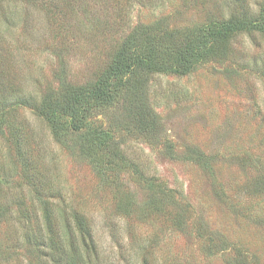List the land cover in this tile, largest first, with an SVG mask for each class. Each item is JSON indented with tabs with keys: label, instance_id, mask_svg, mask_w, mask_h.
I'll use <instances>...</instances> for the list:
<instances>
[{
	"label": "rangeland",
	"instance_id": "rangeland-1",
	"mask_svg": "<svg viewBox=\"0 0 264 264\" xmlns=\"http://www.w3.org/2000/svg\"><path fill=\"white\" fill-rule=\"evenodd\" d=\"M43 1V11L26 0H12L0 8V49L10 51L15 80L29 95L42 94L46 86L56 85L60 63L69 82H93L124 28L115 33L114 21L109 29L102 28L99 20L107 22L108 16L102 0H72L62 12L59 0ZM169 1L164 15H172L171 27L179 30L217 11L215 0ZM250 1L256 10L261 0ZM223 2L219 0L225 8ZM48 12H56L53 28ZM156 14L136 5L128 10L129 26L149 22ZM232 47L234 55L226 61L200 65L187 76L146 77L141 100L144 113L153 114L155 127L137 135L125 130L120 138L127 157L144 171L143 179L135 168L131 180L124 176L139 205L136 217L118 216L101 174L88 160L56 144L31 112H23L46 154L43 173L57 178L67 202L80 204L92 219L103 264H142L149 244L155 264H241L244 255L264 264V189L259 187L264 186V37L241 34ZM113 113L121 116L120 110ZM110 117L99 114L97 119L103 128L112 129ZM125 119L133 123L127 129H136V122ZM17 178V147L0 135V264H28L21 244L25 239L19 237L23 231L17 232ZM144 180L182 192L191 207L190 229L176 230L164 217L140 207L149 204L155 192ZM168 203L167 208L175 206L172 198ZM205 235L207 239H201Z\"/></svg>",
	"mask_w": 264,
	"mask_h": 264
},
{
	"label": "trees",
	"instance_id": "trees-1",
	"mask_svg": "<svg viewBox=\"0 0 264 264\" xmlns=\"http://www.w3.org/2000/svg\"><path fill=\"white\" fill-rule=\"evenodd\" d=\"M9 1L12 0H0V8ZM28 1L39 4L42 11L46 9L43 0ZM71 1L59 0V6L63 5L60 12L66 5L71 6ZM166 1L169 0H102L108 9L106 17L109 24L103 19L99 24H103V29H109L107 25L114 21V24L118 23L116 28L112 27L115 33H120L123 28L124 33L120 35V42L115 41L109 47L101 71L90 83L76 85L69 82L65 67L59 63L54 75L56 85L46 86L42 94L29 95L19 80H15L11 70L13 66L9 63L10 51L6 47L0 49V135L17 147V188L20 190L17 196V232L23 231L19 237L25 239L21 244L26 263L103 264L92 219L80 204L76 206L67 202L57 178L54 180L47 175L48 172L43 173L42 161L46 160V154L42 153L41 142L24 111L31 112L40 120L54 142L66 147L65 151L74 152L84 162L88 160L96 174H101L103 189L114 201L116 214L131 218L139 211V205L134 203L124 176L130 180L133 178L131 168L136 169V163L125 154L120 138L125 130H128L126 134L137 135V131L146 134L148 127H155L153 114L144 113L145 104L141 100L147 88L146 77L187 76L200 65L224 62L233 56V40L237 36L259 34L264 37V0L257 3L256 10H252L250 0H225V8L221 7L219 0H211L217 11L208 13L198 25L181 30L171 27L172 15H164L171 4ZM136 5L152 9L157 14L149 22L129 26L128 10ZM0 14L3 19L1 10ZM47 15L49 24L54 26L57 23L56 12H48ZM65 32L71 30L66 29ZM3 34L0 30V42ZM50 46L54 47L52 43ZM116 110H120L121 116L113 113ZM99 114L111 116L110 122L115 127L103 128L97 119ZM128 116L136 122V129H127L133 125L125 119ZM122 124L123 128L120 127ZM143 173V170L136 169L135 174L142 179ZM141 182L155 191L149 204L140 206L142 209L148 208L150 214L157 218L164 217L162 220H167L176 230L190 229L191 207L183 201L181 191L178 190L181 193L175 197L177 192L166 189L165 185L158 187L149 181ZM259 187L264 189L263 185ZM171 198L175 205L172 209L167 208ZM7 221L3 217L2 222ZM21 224L25 228H19ZM200 237L207 239L208 236ZM141 260L142 264H155L151 244ZM259 260L258 257L244 255V260L242 257L238 262L259 264Z\"/></svg>",
	"mask_w": 264,
	"mask_h": 264
}]
</instances>
